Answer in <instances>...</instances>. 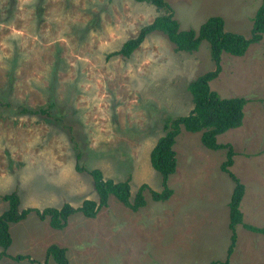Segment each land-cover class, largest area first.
Returning <instances> with one entry per match:
<instances>
[{
    "label": "rangeland",
    "instance_id": "obj_1",
    "mask_svg": "<svg viewBox=\"0 0 264 264\" xmlns=\"http://www.w3.org/2000/svg\"><path fill=\"white\" fill-rule=\"evenodd\" d=\"M165 1L182 30L198 31L220 16L227 31L250 38L264 0ZM163 13L135 0H0V214L7 208L1 196L13 191L23 209L97 199L92 176L78 164L130 180L132 199L147 186L139 211L110 197L95 218L78 212L63 230L29 214L10 226L11 256L44 264L47 248L57 244L67 249L69 264H264V233L242 225L228 255L231 174L245 186L244 223L264 229V38L243 57L224 53L222 72L210 83L222 98L248 101L242 126L217 137L231 145L233 165L222 170L227 150L208 149L200 132L182 129L174 145L177 170L167 182L173 194L155 201L151 191L162 192L163 178L150 153L164 120L187 115L188 85L215 69L208 42L197 52H178L158 31L130 57L114 54ZM20 107L50 108L64 125Z\"/></svg>",
    "mask_w": 264,
    "mask_h": 264
},
{
    "label": "trees",
    "instance_id": "obj_2",
    "mask_svg": "<svg viewBox=\"0 0 264 264\" xmlns=\"http://www.w3.org/2000/svg\"><path fill=\"white\" fill-rule=\"evenodd\" d=\"M135 1L154 5L158 10L164 11V13L156 17L150 24L142 27L137 37L126 41L122 48L114 54L130 57L141 46L147 36L158 31L167 36L169 41L175 45V49L178 52L194 53L199 50L202 42H208L210 45V55L215 65L213 71L206 72L190 82L188 91L192 96V110L187 115L168 116L164 120V134L158 138L150 153L152 167L163 178L162 192L151 191L152 197L155 201H167L173 194L167 182L169 177L175 174L177 170V153L174 145L182 129L193 133L200 132L201 143L208 149L227 150V160L223 163L222 170L228 171V168L233 165V150L231 145L220 144L217 137L228 130L242 126L243 119H245L244 107L248 101L242 97L222 98L216 91L211 89L210 83L217 79L222 72L221 61L224 53L243 57L252 45L258 44L263 40L264 1L254 17L250 38H246L239 33L227 31L225 29V21L220 16L208 18L198 31L194 29L182 30L179 22L174 17L172 7L165 0ZM7 106L12 107L10 104H7ZM50 108L54 109V105L50 106ZM50 108L34 111L20 107L19 112L47 116L48 118L54 117L56 123L64 125V117L55 116ZM81 160L82 155L79 153L77 162H81ZM77 169L80 172H87L92 176L97 195V199H86L79 207L65 203L61 208L49 206L42 210L38 208L23 209L21 207V197L17 191L1 196L2 200L7 203V208L0 214V248L2 250L0 258L8 257L20 262L24 260H29L32 263L37 262L29 256H11L7 252L13 241L10 226L25 220L31 213H35L41 221L48 220L51 228L63 230L67 227L70 217L78 212L82 213L86 218H95L103 208L108 207L110 197H114L133 212H137L146 206L144 195L147 189L146 185L139 188L132 199L130 180L115 181L107 179L100 169L87 170L80 164L77 165ZM231 177L235 183V187L229 202V228L231 230L229 256L232 255L236 245V229L238 226L242 225L253 232L264 233V229L244 223L241 203L245 195V186L233 174H231ZM49 260H53L55 264H69L67 249L57 244L50 245L46 250L44 264H48ZM210 264H232V262L227 259L226 262L212 261Z\"/></svg>",
    "mask_w": 264,
    "mask_h": 264
}]
</instances>
